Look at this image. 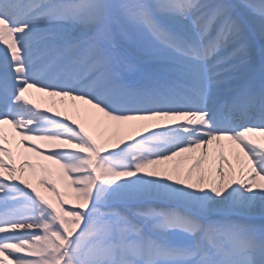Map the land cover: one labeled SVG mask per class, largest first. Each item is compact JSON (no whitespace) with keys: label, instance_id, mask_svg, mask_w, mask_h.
I'll list each match as a JSON object with an SVG mask.
<instances>
[{"label":"snow or ice","instance_id":"snow-or-ice-1","mask_svg":"<svg viewBox=\"0 0 264 264\" xmlns=\"http://www.w3.org/2000/svg\"><path fill=\"white\" fill-rule=\"evenodd\" d=\"M257 215L264 0H0V264H264Z\"/></svg>","mask_w":264,"mask_h":264},{"label":"bare ground","instance_id":"bare-ground-1","mask_svg":"<svg viewBox=\"0 0 264 264\" xmlns=\"http://www.w3.org/2000/svg\"><path fill=\"white\" fill-rule=\"evenodd\" d=\"M257 43H259L257 41ZM256 43V44H257ZM252 52L250 53L249 56L246 57H238V59L234 62L236 65L239 66L238 70L235 72V74H229L230 77H232L233 79H240V77L244 76L247 73V69L244 68V63L248 62V65L253 64L255 61H257V58L255 57V55L252 54ZM246 72V73H245Z\"/></svg>","mask_w":264,"mask_h":264}]
</instances>
